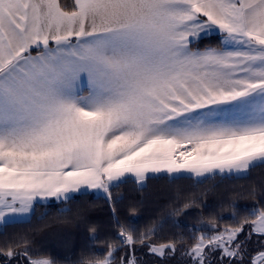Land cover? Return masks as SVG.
I'll list each match as a JSON object with an SVG mask.
<instances>
[{
	"label": "snow or ice",
	"instance_id": "6c2138e0",
	"mask_svg": "<svg viewBox=\"0 0 264 264\" xmlns=\"http://www.w3.org/2000/svg\"><path fill=\"white\" fill-rule=\"evenodd\" d=\"M257 168L264 0H0V234L47 202L94 190L118 233L77 264H117L118 252V264H142L137 246L157 264H264V250L249 261L254 235L264 249V189L253 187L256 204L238 224L240 206L221 204L229 225L210 215L188 229L199 235L161 243L154 237L179 220L137 230L117 219L123 197L113 196L129 181L143 191L151 180L203 184ZM193 205L202 207L194 198L183 209ZM89 232L96 241V227ZM0 264L58 262L13 234L0 243Z\"/></svg>",
	"mask_w": 264,
	"mask_h": 264
},
{
	"label": "trees",
	"instance_id": "16d2710c",
	"mask_svg": "<svg viewBox=\"0 0 264 264\" xmlns=\"http://www.w3.org/2000/svg\"><path fill=\"white\" fill-rule=\"evenodd\" d=\"M64 2V0H62ZM70 2V0H67ZM209 40L200 43V47L208 44ZM216 44L215 38L211 40ZM253 187L259 191L264 189V169H254L245 179L219 178L206 181L203 184H194L192 180H179L168 183L165 180H151L143 191L138 190L137 185L129 181L118 189L113 190V196H122L123 199L115 205L116 217L120 223L126 226H134L137 230H143L165 216L171 215V219L179 220L181 225L173 227L171 222L165 225L154 239L158 242H166L174 235L183 234L186 238L199 235L200 232H190L188 229L197 226L198 222L208 225L210 215L223 216L224 220L217 221L218 227H225L231 223V210L220 211L221 204L234 202L242 209L236 219L247 213L243 209H250L256 204V200L250 195ZM196 199L202 207L191 206L183 209V205L192 199ZM63 208L69 209L61 212ZM134 209V210H133ZM174 209L181 210V215H172ZM47 213L42 220L38 219L42 213ZM96 227V241L89 237L91 227ZM210 235L211 232L207 229ZM118 228L113 222L112 207L106 199L98 195L88 193L78 194L67 203H47L46 206L37 207L30 223H16L0 234V243L13 234L28 235L37 242L40 251L57 260L58 264H77L78 261L91 258L92 253L106 251L107 241L116 237ZM66 239V241H64ZM91 245V248L88 246ZM83 253V255H82ZM117 253V264L119 256ZM136 255L142 264H157L155 257L147 254V249L137 246ZM169 264H179V256L172 259Z\"/></svg>",
	"mask_w": 264,
	"mask_h": 264
},
{
	"label": "rangeland",
	"instance_id": "374dc122",
	"mask_svg": "<svg viewBox=\"0 0 264 264\" xmlns=\"http://www.w3.org/2000/svg\"><path fill=\"white\" fill-rule=\"evenodd\" d=\"M93 195H96V194H93ZM75 196H76V195H75ZM55 202H57V201L52 200V201L47 202V203H55ZM64 241H66V239H65ZM249 249H250L249 261H250V259H251V256H255L259 250H264V249H260V248H259V245H258L257 242H256V237H255V235L253 236V239H252V241H251L250 244H249Z\"/></svg>",
	"mask_w": 264,
	"mask_h": 264
},
{
	"label": "crops",
	"instance_id": "0c3cea01",
	"mask_svg": "<svg viewBox=\"0 0 264 264\" xmlns=\"http://www.w3.org/2000/svg\"><path fill=\"white\" fill-rule=\"evenodd\" d=\"M88 193H91L92 195L93 194H96V192L94 191V190H89V192ZM76 195H78V194H76ZM97 195V194H96ZM75 196V195H74ZM57 203H59V202H57Z\"/></svg>",
	"mask_w": 264,
	"mask_h": 264
}]
</instances>
